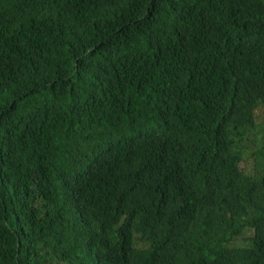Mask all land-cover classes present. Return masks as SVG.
<instances>
[{
	"label": "trees",
	"instance_id": "obj_1",
	"mask_svg": "<svg viewBox=\"0 0 264 264\" xmlns=\"http://www.w3.org/2000/svg\"><path fill=\"white\" fill-rule=\"evenodd\" d=\"M260 107L264 0H0V264H264Z\"/></svg>",
	"mask_w": 264,
	"mask_h": 264
},
{
	"label": "rangeland",
	"instance_id": "obj_2",
	"mask_svg": "<svg viewBox=\"0 0 264 264\" xmlns=\"http://www.w3.org/2000/svg\"><path fill=\"white\" fill-rule=\"evenodd\" d=\"M257 113H258V115H259V119L261 120V121H263L264 120V107H260L258 110H257ZM249 147V145L247 146V148ZM251 148V146L249 147V149ZM248 149V150H249ZM241 166H240V169H244V170H246V168H247V165L248 164H243V163H241L240 164Z\"/></svg>",
	"mask_w": 264,
	"mask_h": 264
}]
</instances>
